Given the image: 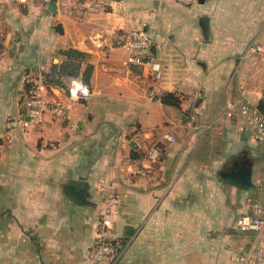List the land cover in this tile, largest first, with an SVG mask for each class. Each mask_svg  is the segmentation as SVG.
I'll return each mask as SVG.
<instances>
[{"label": "crops", "instance_id": "obj_1", "mask_svg": "<svg viewBox=\"0 0 264 264\" xmlns=\"http://www.w3.org/2000/svg\"><path fill=\"white\" fill-rule=\"evenodd\" d=\"M135 28L152 38L142 55L159 71L122 65ZM254 44L264 46V0H0V264H95L107 188L121 198L108 233L114 264H237L250 247L264 248V226L236 224L244 213L264 218L262 153L224 113L242 88L264 110ZM69 47L87 54L88 81L43 85ZM72 81L91 94L65 116L6 126L25 115L27 82L55 103L67 101ZM164 93L179 105L162 103ZM246 167L252 186L230 180Z\"/></svg>", "mask_w": 264, "mask_h": 264}, {"label": "built area", "instance_id": "obj_2", "mask_svg": "<svg viewBox=\"0 0 264 264\" xmlns=\"http://www.w3.org/2000/svg\"><path fill=\"white\" fill-rule=\"evenodd\" d=\"M19 3H25L27 0H17ZM185 4L191 3L192 0H179ZM95 6H100L95 3ZM128 51L122 61V65L126 69L141 65L145 61L151 64L152 70L159 71L160 64L155 58L148 54L147 57L142 55L143 51H149L153 46V40L148 33L142 28H135L127 31L123 43ZM254 53L260 55V59L264 60V46L254 44L251 47ZM43 86L38 84L36 90L28 95L23 102V111L28 120L24 116L11 117L7 119L6 126L8 128L16 127L17 125L26 126L29 123H38L45 113H50L54 116H65L67 111L74 103L87 98L91 94L88 86L72 81L67 88L68 97L66 102H51L42 94ZM242 95L239 100H228L225 104V116L234 119L239 131L250 133L254 141L264 145V110H260L252 104L251 100L246 96L245 89L241 90ZM194 114H199V107H193ZM207 127V126H205ZM162 137L168 141H175V137L168 132L163 133ZM147 157L150 160H155L158 157V150L153 147ZM133 173L141 174L144 169L130 167ZM103 185L107 182L102 179L99 181ZM108 185V184H107ZM104 206L101 211L100 227L98 228L96 240L89 251V258L95 264H114L117 258L118 249L115 243L110 239L108 233L112 226L111 213L114 205L121 202V198L116 195L111 189L107 188L102 191ZM254 212H260V208L255 205ZM237 228L240 231L255 230L259 231L264 226V218L256 216V214L244 213L237 219ZM237 264H264V248L250 247L247 251L237 257Z\"/></svg>", "mask_w": 264, "mask_h": 264}, {"label": "trees", "instance_id": "obj_3", "mask_svg": "<svg viewBox=\"0 0 264 264\" xmlns=\"http://www.w3.org/2000/svg\"><path fill=\"white\" fill-rule=\"evenodd\" d=\"M60 55L63 58L62 61L57 64H52L49 71L42 73L41 83L43 85L66 88V80L75 77H81L83 82L88 81L91 66L87 65L84 71L81 70L82 63L87 59V54L85 52L69 47L61 49ZM37 86L38 84L27 82L24 86L27 93L25 98L33 93ZM160 99L164 104L179 105L178 99L174 98L172 93H164ZM260 106H263V102L260 103Z\"/></svg>", "mask_w": 264, "mask_h": 264}, {"label": "water", "instance_id": "obj_4", "mask_svg": "<svg viewBox=\"0 0 264 264\" xmlns=\"http://www.w3.org/2000/svg\"><path fill=\"white\" fill-rule=\"evenodd\" d=\"M199 1L201 2L202 0ZM55 30L59 33H62V28L59 23L56 24ZM229 178L234 183L241 185L243 187L252 186L251 173L249 167L244 168L241 173L231 175Z\"/></svg>", "mask_w": 264, "mask_h": 264}, {"label": "rangeland", "instance_id": "obj_5", "mask_svg": "<svg viewBox=\"0 0 264 264\" xmlns=\"http://www.w3.org/2000/svg\"><path fill=\"white\" fill-rule=\"evenodd\" d=\"M249 134L250 133H248V135ZM247 138H248V144L250 146L255 147L256 149L261 151V153H262L261 160H262V163H263V160H264V148H263V145L261 143H259V142L256 143L255 141H252L249 136H247ZM263 184H264V180H262L258 185L261 187V186H263Z\"/></svg>", "mask_w": 264, "mask_h": 264}, {"label": "flooded vegetation", "instance_id": "obj_6", "mask_svg": "<svg viewBox=\"0 0 264 264\" xmlns=\"http://www.w3.org/2000/svg\"><path fill=\"white\" fill-rule=\"evenodd\" d=\"M226 176L228 177L229 175L227 174Z\"/></svg>", "mask_w": 264, "mask_h": 264}]
</instances>
